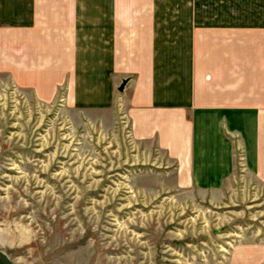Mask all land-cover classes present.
<instances>
[{
    "label": "rangeland",
    "instance_id": "obj_1",
    "mask_svg": "<svg viewBox=\"0 0 264 264\" xmlns=\"http://www.w3.org/2000/svg\"><path fill=\"white\" fill-rule=\"evenodd\" d=\"M4 39L0 250L15 264H264V186L240 173L214 196L178 187L171 162L130 136L117 103L104 108V39H74L83 53L60 80L51 48Z\"/></svg>",
    "mask_w": 264,
    "mask_h": 264
},
{
    "label": "crops",
    "instance_id": "obj_2",
    "mask_svg": "<svg viewBox=\"0 0 264 264\" xmlns=\"http://www.w3.org/2000/svg\"><path fill=\"white\" fill-rule=\"evenodd\" d=\"M2 31L9 48H51L55 80L83 53L74 39H104V108L178 187L214 196L240 173L264 186V0H0Z\"/></svg>",
    "mask_w": 264,
    "mask_h": 264
},
{
    "label": "water",
    "instance_id": "obj_3",
    "mask_svg": "<svg viewBox=\"0 0 264 264\" xmlns=\"http://www.w3.org/2000/svg\"><path fill=\"white\" fill-rule=\"evenodd\" d=\"M0 261L2 264H15L2 250H0Z\"/></svg>",
    "mask_w": 264,
    "mask_h": 264
}]
</instances>
